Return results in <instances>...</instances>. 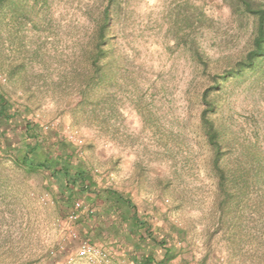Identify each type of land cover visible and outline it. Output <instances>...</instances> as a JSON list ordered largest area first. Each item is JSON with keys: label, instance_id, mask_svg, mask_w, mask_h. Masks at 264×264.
I'll return each mask as SVG.
<instances>
[{"label": "rangeland", "instance_id": "374dc122", "mask_svg": "<svg viewBox=\"0 0 264 264\" xmlns=\"http://www.w3.org/2000/svg\"><path fill=\"white\" fill-rule=\"evenodd\" d=\"M12 2L0 7V90L17 111L0 137V264H136L163 253L109 229L84 195L58 198L47 172L17 166L4 145L22 143L25 119L46 144L70 143L97 188L131 197L174 254L168 264H264V60L213 88L250 49L255 19L229 0H116L100 78L87 88L106 0ZM200 12L190 38L206 67L180 38ZM205 89L228 197L200 126Z\"/></svg>", "mask_w": 264, "mask_h": 264}, {"label": "trees", "instance_id": "16d2710c", "mask_svg": "<svg viewBox=\"0 0 264 264\" xmlns=\"http://www.w3.org/2000/svg\"><path fill=\"white\" fill-rule=\"evenodd\" d=\"M6 0H0V7ZM12 5V0H7ZM233 12L240 15H251L255 19V29L252 45L243 58L238 59L235 64L225 69L219 75H213V88L232 75H239L245 68L255 70L264 60V3L256 0H229ZM116 0H106V5L100 13L98 22V32L95 43L91 51V65L93 74L87 78L85 87L92 88L100 78L101 65L100 59L104 57L106 50L105 31L109 28L112 18L113 4ZM202 13H196L187 17L189 32H182L180 38L182 42H190L191 49L200 64L206 67L207 62L203 53L197 46L194 48L195 41L190 38L193 28L204 24ZM203 108L200 112V126L204 133L207 144L213 151L212 166L216 173L217 185L224 196H230L227 187V174L221 165L223 155V138L219 127L215 124L211 113L217 107L216 99L210 97L208 89L201 94ZM17 111L12 110L10 101L0 90V137L4 135L3 128L16 119ZM22 143L5 144L9 152L14 153L15 164L27 172L44 171L47 172L54 184L58 188V198L70 203L75 195H84L87 200H91L99 205V215L108 218L109 229L118 231L125 229L128 237L134 238L137 242L151 241L154 245H160L163 253L157 257L153 254L141 253L135 257L136 264H168L174 257L170 247L165 240H156L150 232V224L147 220L140 218L136 205L130 196L113 189L111 187L97 188L92 181L91 175L81 163L75 165L71 162L73 149L71 144L64 139H55L53 143L46 144L41 137L38 126L30 120L25 119L22 128Z\"/></svg>", "mask_w": 264, "mask_h": 264}, {"label": "built area", "instance_id": "2783aa9c", "mask_svg": "<svg viewBox=\"0 0 264 264\" xmlns=\"http://www.w3.org/2000/svg\"><path fill=\"white\" fill-rule=\"evenodd\" d=\"M75 205H76V206H79V203L77 202ZM70 217H71V218H75L76 215H75L74 213H72V214L70 215ZM83 248L86 249V248H88V247H87L86 245H83Z\"/></svg>", "mask_w": 264, "mask_h": 264}]
</instances>
